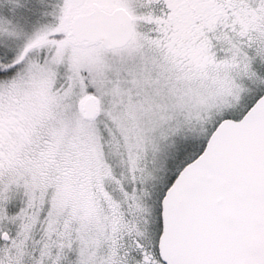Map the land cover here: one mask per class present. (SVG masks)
<instances>
[{
    "label": "snow or ice",
    "instance_id": "obj_1",
    "mask_svg": "<svg viewBox=\"0 0 264 264\" xmlns=\"http://www.w3.org/2000/svg\"><path fill=\"white\" fill-rule=\"evenodd\" d=\"M0 264H264V0H0Z\"/></svg>",
    "mask_w": 264,
    "mask_h": 264
}]
</instances>
